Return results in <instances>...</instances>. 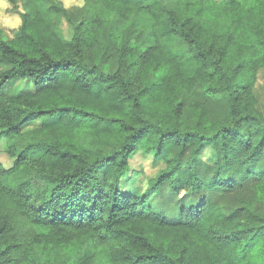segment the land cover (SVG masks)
<instances>
[{"label": "trees", "instance_id": "16d2710c", "mask_svg": "<svg viewBox=\"0 0 264 264\" xmlns=\"http://www.w3.org/2000/svg\"><path fill=\"white\" fill-rule=\"evenodd\" d=\"M9 1L23 23L0 36V137L14 157L0 162V264H264V109L236 81L264 67V0H83L69 40L60 0ZM134 15L150 30L105 70L102 26ZM14 79L33 87L5 92ZM197 84L226 111L212 121L193 100L187 125ZM138 148L163 162L143 188L122 179ZM166 181L189 195L235 190L238 205L201 195L171 216L153 200Z\"/></svg>", "mask_w": 264, "mask_h": 264}, {"label": "rangeland", "instance_id": "374dc122", "mask_svg": "<svg viewBox=\"0 0 264 264\" xmlns=\"http://www.w3.org/2000/svg\"><path fill=\"white\" fill-rule=\"evenodd\" d=\"M132 2H139L140 0H130ZM10 2V1H9ZM63 4V0H60ZM166 2L174 6L179 0H166ZM244 7H248L253 0H241ZM11 3V2H10ZM12 4V3H11ZM83 4V0H76L70 8L67 9V17L59 16L56 18V27L60 36L64 40H69L72 34V27L75 22L80 18V8ZM10 15H20L22 11V5L19 2L17 8L6 9ZM229 20L224 23L223 21L218 22L215 27V31L220 34L228 27ZM150 20L148 18L134 15L128 21L122 22L118 25H113L110 22H106L102 26L101 41L106 46H108L110 51V61L104 66L105 70L113 71L115 68V59L117 54L118 46L124 42L126 37L131 36L139 31L143 34L150 30ZM17 28L9 27L0 20V36L9 39L14 36ZM252 75V76H251ZM238 83L246 85V89L243 91L245 96L250 88L253 89L256 97L258 98L259 105L264 109V67L258 68L255 72L250 70H242L236 77ZM33 87L30 80L14 79L9 81L5 86V92H13L18 89ZM199 101L208 109V118L212 121L220 119L226 111V101L221 95H216L215 97H209L204 93L202 87L197 84L193 87L190 94L185 96V104L182 107L181 119L183 123L187 125H193L194 119L190 112L189 104L191 101ZM40 119L34 120L26 124L22 131L28 132L29 130L39 126ZM203 157H210L212 155V146L209 144L203 145L202 149ZM189 158L188 150L183 154V159L187 160ZM14 157L8 153V148L6 144V138L0 137V162L4 166H10L13 163ZM163 166V162L159 161L154 153H146L143 149L138 148L132 154L129 160V172L124 175L123 183L128 187H139L143 188L147 185L148 178L152 177L155 172L158 171L160 167ZM131 171H138L133 174ZM205 191V190H204ZM204 196L212 201H216L222 204L224 211H229L238 205L235 199V190H224L221 188H216L212 191H205L199 195H189L185 194L184 191L176 193L172 190L169 183L166 181L162 184L161 190L157 192L153 200L156 204L164 207L169 215H176L178 209L182 205H189L190 203H197L199 197Z\"/></svg>", "mask_w": 264, "mask_h": 264}, {"label": "clouds", "instance_id": "9594fccd", "mask_svg": "<svg viewBox=\"0 0 264 264\" xmlns=\"http://www.w3.org/2000/svg\"><path fill=\"white\" fill-rule=\"evenodd\" d=\"M76 0H63V7L65 9L70 8ZM13 5L9 2V0H0V20L3 21L4 24L9 27L18 28L22 25V17L20 15H10L6 12V9H11Z\"/></svg>", "mask_w": 264, "mask_h": 264}]
</instances>
